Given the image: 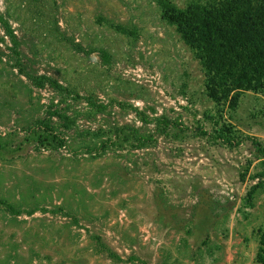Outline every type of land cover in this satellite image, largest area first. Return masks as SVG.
Masks as SVG:
<instances>
[{
  "label": "rangeland",
  "instance_id": "obj_1",
  "mask_svg": "<svg viewBox=\"0 0 264 264\" xmlns=\"http://www.w3.org/2000/svg\"><path fill=\"white\" fill-rule=\"evenodd\" d=\"M161 1L209 2L0 0L22 70L72 93L20 73L0 25V264H217L235 247L258 264L264 96L209 98Z\"/></svg>",
  "mask_w": 264,
  "mask_h": 264
},
{
  "label": "trees",
  "instance_id": "obj_2",
  "mask_svg": "<svg viewBox=\"0 0 264 264\" xmlns=\"http://www.w3.org/2000/svg\"><path fill=\"white\" fill-rule=\"evenodd\" d=\"M160 5L162 17L174 25L182 41L199 61L209 98L219 106L230 108L236 105L244 92L264 96V0H209L184 9L164 1ZM0 25L9 41L8 51L15 57V67H20V73L37 88L49 87L61 100L72 98L71 91L56 80L33 76L22 70L16 37L1 16ZM52 117L65 118L59 113ZM174 125L168 119L162 124L164 128ZM199 132L202 136H209L205 130L200 129ZM210 138L230 148L240 142L234 134L221 128L215 129ZM251 146L264 158V143L252 138ZM258 253L257 263L264 264V251L259 250Z\"/></svg>",
  "mask_w": 264,
  "mask_h": 264
},
{
  "label": "crops",
  "instance_id": "obj_3",
  "mask_svg": "<svg viewBox=\"0 0 264 264\" xmlns=\"http://www.w3.org/2000/svg\"><path fill=\"white\" fill-rule=\"evenodd\" d=\"M250 248L246 249L235 247L234 250H231L228 256L221 258L220 262L217 264H256L255 262V252L256 248L250 252Z\"/></svg>",
  "mask_w": 264,
  "mask_h": 264
}]
</instances>
